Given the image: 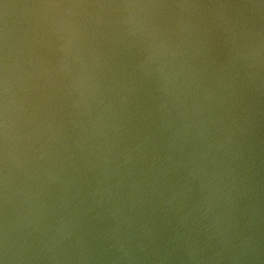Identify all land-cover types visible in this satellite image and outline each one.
Masks as SVG:
<instances>
[{
	"label": "clouds",
	"instance_id": "clouds-1",
	"mask_svg": "<svg viewBox=\"0 0 264 264\" xmlns=\"http://www.w3.org/2000/svg\"><path fill=\"white\" fill-rule=\"evenodd\" d=\"M0 264H264V0H0Z\"/></svg>",
	"mask_w": 264,
	"mask_h": 264
}]
</instances>
